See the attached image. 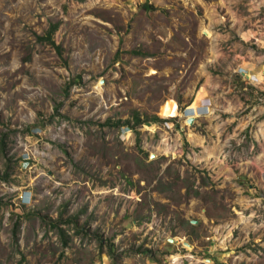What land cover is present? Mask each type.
I'll list each match as a JSON object with an SVG mask.
<instances>
[{"label":"rangeland","instance_id":"obj_1","mask_svg":"<svg viewBox=\"0 0 264 264\" xmlns=\"http://www.w3.org/2000/svg\"><path fill=\"white\" fill-rule=\"evenodd\" d=\"M263 64L264 0H0V264H264Z\"/></svg>","mask_w":264,"mask_h":264},{"label":"trees","instance_id":"obj_2","mask_svg":"<svg viewBox=\"0 0 264 264\" xmlns=\"http://www.w3.org/2000/svg\"><path fill=\"white\" fill-rule=\"evenodd\" d=\"M142 7H144L148 11H152L154 9L153 5H151V4L147 3V2L143 3ZM56 28H57V23L51 24L49 29L47 30L46 35L38 36V39H42V40L48 41L51 45L54 46V48H55V50L57 52H60V47L58 45H56L54 43V41L52 40V38H51L52 34H53V32L55 31ZM131 119L133 121L132 124H130V120H127L124 123L127 126L132 127L134 130L136 129V126L140 125L141 123H145V122H162V121H164L165 123H167L166 122L167 120H164V119L159 118L157 116H151V117L144 116L143 118H141L140 114L136 110L132 112ZM106 124H109V125L110 124H114V125H116L117 123H113V122H110L109 120H107ZM136 133L138 134V131H136ZM6 139H7V133L6 132L1 133L0 134V154L2 156H5L6 153H7ZM8 177H9V173L8 172H5L2 175V179L5 180V181L8 180ZM30 214L31 213H27V215H30ZM60 234H62V230H60ZM63 240H64V243H65L66 242L65 238Z\"/></svg>","mask_w":264,"mask_h":264},{"label":"water","instance_id":"obj_3","mask_svg":"<svg viewBox=\"0 0 264 264\" xmlns=\"http://www.w3.org/2000/svg\"><path fill=\"white\" fill-rule=\"evenodd\" d=\"M193 119V116H191V115H188L187 116V122L188 123H190V124H192V120ZM172 240H174V239H172ZM182 245H184V246H186V247H189V248H191L192 247V245L190 244V243H188V242H186V241H183L182 242ZM209 261H212L210 258H207Z\"/></svg>","mask_w":264,"mask_h":264},{"label":"crops","instance_id":"obj_4","mask_svg":"<svg viewBox=\"0 0 264 264\" xmlns=\"http://www.w3.org/2000/svg\"><path fill=\"white\" fill-rule=\"evenodd\" d=\"M260 71H261V74L263 75L264 74V64L262 65V68L260 69ZM252 76H254V77H257L259 80H261L260 78H259V76H257L256 74H251ZM263 78V77H262ZM262 81V80H261Z\"/></svg>","mask_w":264,"mask_h":264},{"label":"built area","instance_id":"obj_5","mask_svg":"<svg viewBox=\"0 0 264 264\" xmlns=\"http://www.w3.org/2000/svg\"><path fill=\"white\" fill-rule=\"evenodd\" d=\"M250 77L253 78L254 76L250 75ZM255 78H257V77H255ZM261 80H262L261 82H264V74H263V78Z\"/></svg>","mask_w":264,"mask_h":264},{"label":"bare ground","instance_id":"obj_6","mask_svg":"<svg viewBox=\"0 0 264 264\" xmlns=\"http://www.w3.org/2000/svg\"><path fill=\"white\" fill-rule=\"evenodd\" d=\"M209 261V260H208ZM210 262H212V261H210Z\"/></svg>","mask_w":264,"mask_h":264},{"label":"clouds","instance_id":"obj_7","mask_svg":"<svg viewBox=\"0 0 264 264\" xmlns=\"http://www.w3.org/2000/svg\"><path fill=\"white\" fill-rule=\"evenodd\" d=\"M188 116V115H187Z\"/></svg>","mask_w":264,"mask_h":264}]
</instances>
